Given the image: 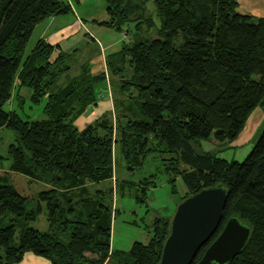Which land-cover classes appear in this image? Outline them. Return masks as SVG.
<instances>
[{"label": "trees", "instance_id": "trees-1", "mask_svg": "<svg viewBox=\"0 0 264 264\" xmlns=\"http://www.w3.org/2000/svg\"><path fill=\"white\" fill-rule=\"evenodd\" d=\"M103 1L108 18L96 22L118 30L133 22L135 39L106 55V69L92 72L86 63L79 75L56 87L70 69L71 54L44 39L26 54L25 47L36 25L70 11L68 0H0V128L16 135L0 164L9 159L11 171L50 184L37 194L36 207L27 210L26 197L9 182L7 171L0 173V219L14 216L0 226V264H18L27 252L49 264H106L118 213L114 195L128 192L144 203L147 189L155 185L150 177L117 179L115 147L130 171L150 152L174 154L164 164L168 181L180 177L186 187L179 202L202 188L226 189L219 226L191 264L231 216L247 224L250 234L226 264H264V127L242 161L194 148L201 139L233 141L252 111L264 109V16L253 21L237 12L238 0ZM110 72L118 78L114 82L122 79L120 95L131 99L129 87L136 92L138 111L115 106L112 94L113 116L103 109L95 119L79 122L100 105L99 91L111 85ZM22 86L31 89L34 104L47 98L44 117L22 119L5 108ZM101 180L109 185L92 187ZM43 208L46 232L27 225ZM171 217L154 218L149 241L132 244L130 264L159 263ZM16 218L25 222L18 231ZM55 230L68 235L67 241Z\"/></svg>", "mask_w": 264, "mask_h": 264}, {"label": "rangeland", "instance_id": "rangeland-1", "mask_svg": "<svg viewBox=\"0 0 264 264\" xmlns=\"http://www.w3.org/2000/svg\"><path fill=\"white\" fill-rule=\"evenodd\" d=\"M72 2L74 3V8L77 13L85 19L88 16H83V13H88L90 16L95 15L99 21L108 18L105 11L106 5L103 0H84V3H78L76 0H71V3ZM238 2L239 4L236 8L237 12L251 15L253 21L264 16V0H238ZM147 6L152 10V5L150 3H148ZM87 19L85 20V23H87L90 29L91 36L89 37L86 35L85 39L77 36L67 41V47L64 46L62 50L67 54H71L69 59L67 55V62L70 65V69L60 77L56 87H59V85L67 78L79 75L82 66L86 63H89L91 71L94 68H98L100 63L98 58H100L101 54L107 55L117 51L120 49L123 42L131 44L135 39L136 31L133 22L121 24V30H118L115 26H98L90 21L91 18ZM39 28L40 23L33 30L32 35L26 44L25 54L30 51L31 47L37 41ZM69 49L75 50L74 52H71ZM102 64L103 62L101 61V66ZM126 70H128L127 67L124 68L123 77H126ZM109 74L111 85L108 82L106 89L102 87L99 91V95L102 94L108 99V105L105 108L108 112L105 114L108 116L112 114V112H110L113 104L111 102L112 94L116 101L114 102L115 106L129 109L128 112L130 114L131 108L138 111V100L135 97L136 92L133 88H131V90L129 89L130 87L127 89L132 95L131 99L127 96L123 97L124 95H120L119 91V84L122 79H119L118 82H114V80H118L117 76H114L112 72ZM30 94L31 89L27 86L15 89L12 93V97L6 103L5 108L8 110H14L22 119L32 120L44 117L43 106L47 98L44 96L39 103L34 104L30 101ZM121 100L124 101L120 102ZM97 107L91 108L88 111L89 114L86 113L87 117L85 116L86 118L79 120V122H89L99 116L101 110L96 109ZM90 113H92L91 116ZM263 127L264 109L256 107L248 117L244 129L233 141L218 142L213 138L207 140L201 139L194 145V148L197 152L207 151L215 153L227 160L242 161L255 144ZM15 137L16 135L13 130L0 128V155L7 154V147L10 143L15 141ZM173 155L174 154L169 153L150 152L146 155L143 163L139 167L130 171L126 168L118 147H115L114 175L117 179L138 182L145 177H150L155 182V185L147 189L146 200L144 203L137 202L135 197L129 195L128 192H126L125 195H114V205L117 207L118 213H116L112 219L110 236L112 254L106 264H130L131 259L128 252L132 244L135 241L143 243L149 241L153 235L152 223L154 218L157 216L173 215L176 206L179 203L180 196L186 193V187L180 177L176 178L175 183L168 181V175L166 174L164 164L168 161L164 159ZM9 164L10 160L4 159L0 164V173L2 174L3 171H7L5 176L8 177L9 182L14 185L21 195L26 197V209L30 210L35 208L37 205V194L50 187V184L46 183L44 180L29 175L13 172L9 169ZM115 177L113 178L115 179ZM108 185V180H101L94 183L92 187L103 189ZM13 217V215H6L5 218L3 217L0 219V226L10 223V219ZM14 223L16 224L17 231L25 225L22 218H16ZM27 225L41 232L49 231L47 210L43 208L36 219L28 221ZM53 233L57 234L63 241H67L68 239V235L65 233H60L57 230Z\"/></svg>", "mask_w": 264, "mask_h": 264}, {"label": "water", "instance_id": "water-1", "mask_svg": "<svg viewBox=\"0 0 264 264\" xmlns=\"http://www.w3.org/2000/svg\"><path fill=\"white\" fill-rule=\"evenodd\" d=\"M221 186L202 188L181 200L171 217L158 264H191L217 230L226 202ZM250 227L236 216L227 219L196 264H226L244 247Z\"/></svg>", "mask_w": 264, "mask_h": 264}, {"label": "crops", "instance_id": "crops-1", "mask_svg": "<svg viewBox=\"0 0 264 264\" xmlns=\"http://www.w3.org/2000/svg\"><path fill=\"white\" fill-rule=\"evenodd\" d=\"M68 2L70 4V11H68L66 13L50 16V17L44 19L42 22H40V28L38 31V39H44L45 41H47L53 45H60L61 49H63L64 46L67 47V44H66L67 41L73 37L78 36V37L85 39L86 35L89 37L91 36L90 29H89L87 23H85V20L87 18H91L90 21H92V23H94V24H97L98 26H101V27L104 26V25H99L96 22L99 20L95 17V15L90 16V15H88V13H83V16H85V15L88 16V17H86V19L83 18L82 16H80L77 13L76 9L74 8V3L73 2L71 3V0H68ZM76 2L84 3V0H76ZM36 27H37V25H36ZM69 50L71 52H74L75 49H69ZM100 54H101V51H100ZM105 57H106V54L105 55L101 54L100 58H98V60L100 61L98 68L92 69V72H96L98 70L106 69ZM101 61L103 62V64H102L103 68L101 66ZM99 97H100L99 98L100 99L99 100L100 105L96 109L102 111L103 109H105L107 107L108 99L106 98V96H103L102 94H100ZM89 110H87L86 113H88ZM93 112H94V110H93ZM86 113L83 114L78 119V121L86 118L87 117ZM92 113H90V116L92 115ZM18 264H49V261L40 257V256H37V255L31 253V252H27V253H25L22 261Z\"/></svg>", "mask_w": 264, "mask_h": 264}]
</instances>
